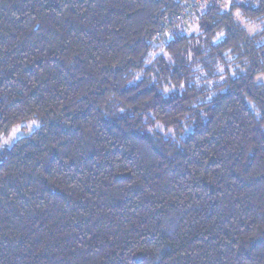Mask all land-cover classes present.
<instances>
[{"label": "trees", "instance_id": "trees-1", "mask_svg": "<svg viewBox=\"0 0 264 264\" xmlns=\"http://www.w3.org/2000/svg\"><path fill=\"white\" fill-rule=\"evenodd\" d=\"M194 1L0 0V264H264V0Z\"/></svg>", "mask_w": 264, "mask_h": 264}, {"label": "rangeland", "instance_id": "rangeland-1", "mask_svg": "<svg viewBox=\"0 0 264 264\" xmlns=\"http://www.w3.org/2000/svg\"><path fill=\"white\" fill-rule=\"evenodd\" d=\"M231 1L232 0H225L222 3H224L226 5L229 2L228 3V5H229ZM234 1L235 2H238V3H247V2L252 1V0H234ZM204 3L206 4L205 0H195L191 5L185 6L183 8V13L185 15V11H186V15H185V17L184 16L181 17V19L183 20V24H184V26L182 27V29H183L182 31H184L187 34H190V33L195 34V35L198 34V24L193 23V24L190 25V24L187 23V20L186 21H184V20L187 17V13H189V10L187 11V9H190V7H192V6L196 5V4H197L198 9H202L204 7ZM227 6H224L223 8L224 9H228ZM235 18L237 19V21L239 23H241V25L245 28V30L247 31V33L250 36L255 37L254 39L260 38L259 35L257 36V32L259 31V29L261 27V25H260L259 22L246 20L243 17H240L239 13L238 14L235 13ZM195 21H196V19H194V22ZM165 33H166V31L164 32V34ZM164 34H162V35H164ZM263 41H264V38H260L257 42H263ZM160 52H161V50H158L157 49L155 52H153L151 54V56L154 57V56H156ZM226 58H227V60H230V57L228 55H226ZM232 67H234V65H232L230 68H232ZM215 71L217 73H221V72H223V67L222 66H217V68H215ZM201 74L202 75H205V72H202ZM196 79L198 81V79H200V78L196 77ZM256 79L257 80L261 79V76H258ZM213 82H214V80H211V83H213ZM205 84L209 87V82L208 81H206ZM175 90H176V87L173 86L172 84L163 86V92H165V93H169V92L175 91ZM26 126H27L26 131H22L21 128H20V126L17 125V126H14L11 129V131H10V133H9L8 136H6V137L0 136V148L1 147H6V146H10L19 137L24 136V135L30 133L36 127V123H35V121H30V122H28L26 124ZM158 131H161V130L158 129ZM162 134L165 135V132H163ZM169 135L173 136V133L172 132H169Z\"/></svg>", "mask_w": 264, "mask_h": 264}, {"label": "built area", "instance_id": "built-area-1", "mask_svg": "<svg viewBox=\"0 0 264 264\" xmlns=\"http://www.w3.org/2000/svg\"><path fill=\"white\" fill-rule=\"evenodd\" d=\"M181 17H182V14L178 15V17H177V18H180V19H181Z\"/></svg>", "mask_w": 264, "mask_h": 264}]
</instances>
